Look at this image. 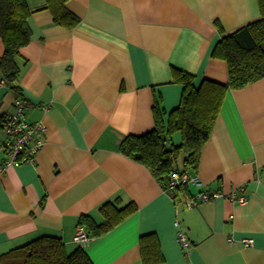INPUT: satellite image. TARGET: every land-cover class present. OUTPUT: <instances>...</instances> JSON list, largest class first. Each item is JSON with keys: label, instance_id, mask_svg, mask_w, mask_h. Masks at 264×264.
Listing matches in <instances>:
<instances>
[{"label": "crops", "instance_id": "crops-1", "mask_svg": "<svg viewBox=\"0 0 264 264\" xmlns=\"http://www.w3.org/2000/svg\"><path fill=\"white\" fill-rule=\"evenodd\" d=\"M28 3L32 39L21 49L19 85L28 120L47 132L34 163L0 174V256L46 235L73 251L81 246L73 243L80 218L100 225L101 208L118 200L137 211L90 236L83 247L94 264H143L141 237L151 234L160 264H264V78L226 93L199 167L189 172L200 184L187 194L174 199L120 152L127 136L154 128L156 101L165 120L178 107L183 86L174 68L192 74L195 86L229 81L213 51L261 19L258 0H69L65 7L79 18L71 28L55 23L46 0ZM17 97L0 84V116L15 113ZM235 190L246 204L226 197ZM204 192L225 196L186 207Z\"/></svg>", "mask_w": 264, "mask_h": 264}, {"label": "trees", "instance_id": "trees-1", "mask_svg": "<svg viewBox=\"0 0 264 264\" xmlns=\"http://www.w3.org/2000/svg\"><path fill=\"white\" fill-rule=\"evenodd\" d=\"M69 0H46L47 7L54 13L57 25L69 28L79 23V18L65 7ZM261 19L224 36L216 45L213 56L224 60L228 66L229 81L226 84L203 80L195 86V77L182 70L173 69V79L183 86L178 107L167 115L156 101L154 106V128L142 135L127 136L120 145V152L145 166L157 179L165 192H170L174 173H189L199 167L203 147L210 139L212 130L221 112L223 101L229 90L243 89L264 78V0H258ZM31 15L28 0H0V37L4 53L0 59L1 80L22 97L19 79L22 67L21 49L32 39L28 23ZM7 116H0V132ZM179 133L181 141L173 137ZM184 156L182 167L175 163ZM191 174V173H189ZM193 175V174H192ZM188 187L175 190L173 198ZM120 201L109 202L101 208L105 218L97 224L91 217L82 216L84 226L92 237H100L114 229L137 211L130 202L120 206ZM178 205V204H177ZM151 239V242L149 241ZM143 264H160L164 257L155 234L141 237ZM1 264H94L83 246L69 251L65 242L57 236H42L0 256Z\"/></svg>", "mask_w": 264, "mask_h": 264}, {"label": "built area", "instance_id": "built-area-1", "mask_svg": "<svg viewBox=\"0 0 264 264\" xmlns=\"http://www.w3.org/2000/svg\"><path fill=\"white\" fill-rule=\"evenodd\" d=\"M0 84L6 85L4 80ZM16 111L14 114L8 115L3 127L4 142L0 144V154L4 153V160L0 163V174H3L11 166H21L35 162L37 153L44 145V138L47 132V126L41 122H30L27 118L28 104L22 97H17L15 103ZM191 184L199 185L200 181L197 177L189 173H174L171 177L169 195L173 196L175 190L180 187L189 186ZM239 190H235L226 197L240 203L246 204L248 199L245 196L238 195ZM225 196L220 193H201L187 200L186 207L191 208L200 202L209 201L218 197ZM179 223L176 222V226ZM90 241V234L84 226H78L73 238V243L78 245H86ZM179 242L184 248L190 246L186 235L179 231ZM245 246H252L253 240L245 239Z\"/></svg>", "mask_w": 264, "mask_h": 264}, {"label": "rangeland", "instance_id": "rangeland-1", "mask_svg": "<svg viewBox=\"0 0 264 264\" xmlns=\"http://www.w3.org/2000/svg\"><path fill=\"white\" fill-rule=\"evenodd\" d=\"M2 137H3V134H0V139H2ZM183 158H184V156H181V157L179 158V160L175 163V167L181 169Z\"/></svg>", "mask_w": 264, "mask_h": 264}]
</instances>
